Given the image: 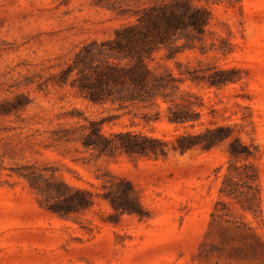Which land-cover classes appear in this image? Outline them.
I'll use <instances>...</instances> for the list:
<instances>
[{"label": "rangeland", "instance_id": "obj_1", "mask_svg": "<svg viewBox=\"0 0 264 264\" xmlns=\"http://www.w3.org/2000/svg\"><path fill=\"white\" fill-rule=\"evenodd\" d=\"M155 1L0 0V264L259 262L230 257L221 235L228 223L213 222L211 213L218 200L225 201L229 218L243 215L264 242V0H210L205 41L214 48L177 56L184 67L209 63L235 69L238 78L220 88L183 84L199 96L201 117L193 128L170 123L164 103L158 119L146 122L147 116L155 117V107L93 104L69 84L56 83L84 41L113 35L134 20L135 10ZM161 56L163 51L157 55L160 64L177 71L176 60ZM85 118H110L105 133L129 130L167 140L213 123L235 126L244 142L258 148L261 213L254 217L234 199L220 196L227 141L210 150L170 149L158 157L99 155L81 144ZM30 172L95 193L103 192L104 180L125 177L145 215L117 216L108 201L96 197L91 208L62 217L48 208L54 197L30 187L22 175ZM240 243L235 236L232 244Z\"/></svg>", "mask_w": 264, "mask_h": 264}, {"label": "trees", "instance_id": "obj_2", "mask_svg": "<svg viewBox=\"0 0 264 264\" xmlns=\"http://www.w3.org/2000/svg\"><path fill=\"white\" fill-rule=\"evenodd\" d=\"M204 1L156 0L135 10L134 20L115 28L113 35L84 41L71 61L61 69L56 83L60 86L69 84L80 97L93 104L111 103L120 108L129 105L155 107V117L147 116L146 122L158 119L164 103L170 123L193 128L201 117L196 110L200 105L197 102L199 96L184 90L183 84L189 80L220 88L238 80L234 76L236 70L232 68L208 63L205 67L190 69L176 60L185 50L198 49L205 54L214 48V43L208 46L205 41L212 14L210 0ZM161 51V58L176 60L177 71L157 61ZM85 120L81 144L99 155L115 156L124 152L158 157L166 156L170 149L180 153L193 149L210 150L227 141L229 159L219 187L220 196L234 199L242 211L254 217L261 213V185L256 163L258 148L244 142L235 126L213 123L198 132L184 131L176 134L173 140H167L129 130L105 133L104 124L110 122V118ZM22 175L38 193L55 198L48 208L62 217L91 208L96 197L108 201L117 216L145 215L134 186L125 177L104 180L101 184L103 192L95 193L51 177L42 180L35 172ZM230 211L229 205L220 199L211 213L213 222L219 218L228 223L221 231L224 248L230 247L231 258L254 257L259 261L257 264H264V242L242 220L243 215L230 219ZM235 236L240 238V244H232ZM254 242L263 249L258 251Z\"/></svg>", "mask_w": 264, "mask_h": 264}]
</instances>
